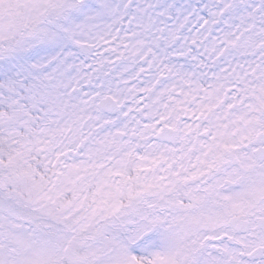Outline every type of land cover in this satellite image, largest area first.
I'll use <instances>...</instances> for the list:
<instances>
[{
    "label": "snow or ice",
    "instance_id": "6c2138e0",
    "mask_svg": "<svg viewBox=\"0 0 264 264\" xmlns=\"http://www.w3.org/2000/svg\"><path fill=\"white\" fill-rule=\"evenodd\" d=\"M0 264H264V0H0Z\"/></svg>",
    "mask_w": 264,
    "mask_h": 264
}]
</instances>
